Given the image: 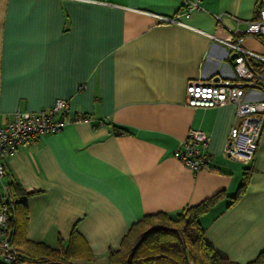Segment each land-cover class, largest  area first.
Listing matches in <instances>:
<instances>
[{"label": "crops", "instance_id": "0c3cea01", "mask_svg": "<svg viewBox=\"0 0 264 264\" xmlns=\"http://www.w3.org/2000/svg\"><path fill=\"white\" fill-rule=\"evenodd\" d=\"M193 3L199 9L186 18ZM263 4L0 0V126L59 99L72 116L89 118L4 160L0 212L13 184L34 194L25 203L29 242L67 251L76 231L71 264H111L147 216L177 218L212 202L200 217L207 244L232 264L254 262L264 252V131L252 163L230 158L236 107L192 108L186 90L191 81L233 77L235 53L224 44L231 38L264 57V37L246 34ZM190 130L211 138L212 162L200 172L177 158Z\"/></svg>", "mask_w": 264, "mask_h": 264}, {"label": "built area", "instance_id": "2783aa9c", "mask_svg": "<svg viewBox=\"0 0 264 264\" xmlns=\"http://www.w3.org/2000/svg\"><path fill=\"white\" fill-rule=\"evenodd\" d=\"M197 3L189 4L186 18L191 17ZM164 23L182 24L178 19L160 17ZM246 34L264 37V4L259 19L249 23ZM224 44L235 53L232 78L213 76L204 81L189 82L186 103L192 108H213L233 105L236 107V124L232 128L226 147L230 158L250 164L254 161L264 131V57L245 51L239 39L231 38ZM261 94L262 99L252 96ZM86 116H72L67 100H56L48 110L17 112L6 126H0V182L6 177L4 160L37 141L42 136L59 134L67 126L88 122ZM211 138L200 130H190L184 149L177 153L179 161L193 172H200L212 162L209 153ZM12 204V201H11ZM9 204L5 200L0 212V259L4 264H29L19 260V254L10 243L8 235Z\"/></svg>", "mask_w": 264, "mask_h": 264}, {"label": "trees", "instance_id": "16d2710c", "mask_svg": "<svg viewBox=\"0 0 264 264\" xmlns=\"http://www.w3.org/2000/svg\"><path fill=\"white\" fill-rule=\"evenodd\" d=\"M247 178L245 177L235 200L243 194ZM8 190V235L11 245L19 254V260L29 264H71L72 257L78 253L76 231L72 234L67 251H55L45 245L29 242L26 238L28 214L25 203L34 194L23 193L13 184L9 185ZM211 203L191 207L177 218H170L165 214L147 216L131 229L121 249L110 254V263L232 264L215 253L205 240L200 217L208 211ZM0 264H4L2 260ZM250 264H264V252Z\"/></svg>", "mask_w": 264, "mask_h": 264}]
</instances>
